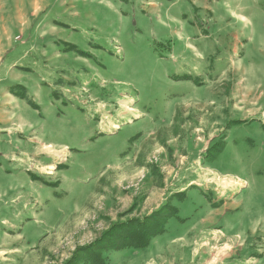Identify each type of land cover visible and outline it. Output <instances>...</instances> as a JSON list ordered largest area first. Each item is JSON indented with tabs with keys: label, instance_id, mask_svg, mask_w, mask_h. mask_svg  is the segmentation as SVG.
I'll return each mask as SVG.
<instances>
[{
	"label": "rangeland",
	"instance_id": "rangeland-1",
	"mask_svg": "<svg viewBox=\"0 0 264 264\" xmlns=\"http://www.w3.org/2000/svg\"><path fill=\"white\" fill-rule=\"evenodd\" d=\"M0 264H264V0H0Z\"/></svg>",
	"mask_w": 264,
	"mask_h": 264
},
{
	"label": "trees",
	"instance_id": "trees-1",
	"mask_svg": "<svg viewBox=\"0 0 264 264\" xmlns=\"http://www.w3.org/2000/svg\"><path fill=\"white\" fill-rule=\"evenodd\" d=\"M161 220H162V219H161ZM146 228H147V227H144V226H143V227H142V226L140 227V226H139V227H137V228L135 229V233L141 235V233H143V231H145ZM149 235L151 236L152 234H149Z\"/></svg>",
	"mask_w": 264,
	"mask_h": 264
},
{
	"label": "bare ground",
	"instance_id": "bare-ground-1",
	"mask_svg": "<svg viewBox=\"0 0 264 264\" xmlns=\"http://www.w3.org/2000/svg\"><path fill=\"white\" fill-rule=\"evenodd\" d=\"M127 111L130 112V111H133V110H131V109L129 108V110H127ZM47 148L50 149L51 147L48 146ZM48 149H47V150H48ZM229 181L235 182L234 184H236V185L241 183L240 180H236L234 177H231V179H230ZM225 183H226V182H225ZM228 183H229V182H228ZM228 183H227V184H228Z\"/></svg>",
	"mask_w": 264,
	"mask_h": 264
}]
</instances>
